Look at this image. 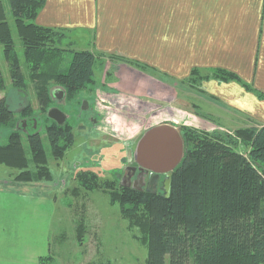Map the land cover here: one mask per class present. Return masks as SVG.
<instances>
[{
  "label": "trees",
  "instance_id": "1",
  "mask_svg": "<svg viewBox=\"0 0 264 264\" xmlns=\"http://www.w3.org/2000/svg\"><path fill=\"white\" fill-rule=\"evenodd\" d=\"M44 3L45 0H8L41 110L37 116H45L43 127L49 148L58 160L73 145L74 135L67 120L58 124L47 117L54 100L50 83L64 90L65 101H71L92 90L88 86L93 81L97 58L127 64L132 60L87 49L74 50L70 45L62 48L66 29L35 22ZM12 41L0 2L2 52L9 63L13 89L26 93ZM65 52H70L71 57L67 58ZM209 75L219 80H239L233 72L221 68L212 69ZM205 79L207 73L193 68L182 81L194 88L192 83ZM245 87L264 99L263 92ZM4 88L0 71V91ZM19 113L28 122L23 129L27 149L18 128L21 122H17L6 99L0 98V129L10 130L5 143L0 144V164L17 170V181H50L52 173L40 134L36 126L31 132L28 129L33 121L29 118H35L29 102ZM179 133L184 153L168 177L167 191L166 186L161 193L116 186L88 172L78 173L77 179L85 190L108 189L110 202L116 203L123 217L140 232V241L147 249L146 264H264V125L237 128L232 134H206L182 126ZM240 148H246V155ZM39 264H52L50 254L40 257Z\"/></svg>",
  "mask_w": 264,
  "mask_h": 264
},
{
  "label": "rangeland",
  "instance_id": "2",
  "mask_svg": "<svg viewBox=\"0 0 264 264\" xmlns=\"http://www.w3.org/2000/svg\"><path fill=\"white\" fill-rule=\"evenodd\" d=\"M0 2L26 87V93L13 89L9 63L4 58L0 43V71L5 83V88L0 91V98L6 99L18 123L25 121L19 111L29 102L35 118L26 117L30 122L33 120L29 124L32 129H28L31 132L37 127L44 145L47 165L52 173L50 181L21 182L15 180L17 170L0 164V190L17 188L36 191L42 197L49 196L48 202H51L53 208L49 237L52 264H146L147 249L143 241H140V232L123 217L118 205L110 202L108 189L103 187L85 190L77 179V174L93 173L100 181L122 185L121 178L125 166L134 163L133 145L136 139L155 125L168 124L178 132L182 126H187L206 134L215 131L232 134L233 128L222 125L225 122L218 111H212L211 116L207 115V95H197V88L202 82L197 80L192 83L195 86L192 91L186 82L179 80L180 85L173 83L172 78L165 72L145 63L132 60L130 66H127L135 69L133 73L125 68V64L122 67V63H110L107 59L99 57L93 66V81L88 86L92 89L90 92L84 91L71 101H51L50 108L57 106L66 115L74 135L73 145L66 150L62 158L54 159L43 127L45 116H37L41 110L8 0ZM65 29L67 39L62 42V48L70 45L74 50L95 51L90 30ZM65 55L70 58L72 54L65 52ZM118 68L120 77H115L114 70ZM141 70L144 75L138 72ZM211 71L210 68L201 70L203 74H210ZM106 72L108 75L112 74V77L105 76ZM50 84V90L57 87L53 83ZM96 94L103 98V105L113 109L120 108L119 113L113 114L107 124L105 122L108 115L104 114L106 111L98 114L95 110V100L101 99L97 98ZM177 95L182 101L175 106L172 98ZM84 101L87 106L82 109ZM229 111L234 112L232 108ZM89 117L95 118L96 123L88 121ZM256 124L258 123L255 121H249L243 125L249 127ZM24 126L21 124L18 128L21 130L23 146L27 149ZM9 132V128L0 129V144L5 143ZM239 151L246 155V148H240ZM151 190L164 192L163 180L158 179L152 184Z\"/></svg>",
  "mask_w": 264,
  "mask_h": 264
},
{
  "label": "crops",
  "instance_id": "3",
  "mask_svg": "<svg viewBox=\"0 0 264 264\" xmlns=\"http://www.w3.org/2000/svg\"><path fill=\"white\" fill-rule=\"evenodd\" d=\"M35 22L90 30L96 52L145 63L176 84L193 68L233 72L240 81L208 73L200 81L207 115L218 111L233 130L249 121L264 125V100L245 87L264 93V0H45ZM181 101L172 98L175 106ZM48 200L32 190H0V264H39L52 253Z\"/></svg>",
  "mask_w": 264,
  "mask_h": 264
},
{
  "label": "water",
  "instance_id": "4",
  "mask_svg": "<svg viewBox=\"0 0 264 264\" xmlns=\"http://www.w3.org/2000/svg\"><path fill=\"white\" fill-rule=\"evenodd\" d=\"M50 94L59 102L65 98V92L60 87L52 88ZM83 105L87 106L85 101ZM46 114L58 124L65 122V114L57 107L49 108ZM21 124L24 126L26 122L22 121ZM183 153V141L178 130L168 124L150 127L136 139L133 145V159L139 168L149 170L155 176L166 175L164 182L166 191L168 177L181 161Z\"/></svg>",
  "mask_w": 264,
  "mask_h": 264
},
{
  "label": "flooded vegetation",
  "instance_id": "5",
  "mask_svg": "<svg viewBox=\"0 0 264 264\" xmlns=\"http://www.w3.org/2000/svg\"><path fill=\"white\" fill-rule=\"evenodd\" d=\"M55 101L58 102L56 99ZM61 102H65V100ZM85 107L86 105L85 106L83 105L82 109H84ZM88 121H91L93 124L96 123V120L93 117H89ZM121 179H122L121 183L123 186L131 187V188L138 189V190H144V189H151L152 184H154L158 179H162L163 184H164L166 175L158 174L157 176H155L151 174L149 170L139 168L138 165L134 162L130 165L125 166Z\"/></svg>",
  "mask_w": 264,
  "mask_h": 264
},
{
  "label": "built area",
  "instance_id": "6",
  "mask_svg": "<svg viewBox=\"0 0 264 264\" xmlns=\"http://www.w3.org/2000/svg\"><path fill=\"white\" fill-rule=\"evenodd\" d=\"M96 95H97V98H101L100 96H98V94H96ZM95 101H96V104H95L96 112L99 114V113H101V111H106V112H104V114L108 115L107 120L105 122L106 124L108 123L109 118L112 117L113 114L119 113L120 108L119 109L118 108L113 109L111 106L103 105L101 103L103 101V98H101L100 100L97 99ZM111 128H113L112 125H111ZM102 131L104 132L105 130L102 129Z\"/></svg>",
  "mask_w": 264,
  "mask_h": 264
}]
</instances>
